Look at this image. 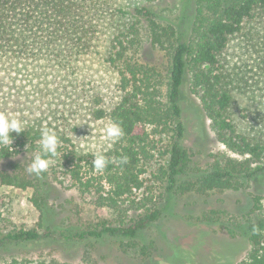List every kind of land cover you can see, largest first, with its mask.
<instances>
[{"label": "trees", "instance_id": "obj_1", "mask_svg": "<svg viewBox=\"0 0 264 264\" xmlns=\"http://www.w3.org/2000/svg\"><path fill=\"white\" fill-rule=\"evenodd\" d=\"M155 1L0 0V63L21 62L37 73L53 71L68 77L87 58L98 57L116 71L119 96L112 107L98 106L100 102H93V97L89 102L93 119L108 118L118 123L124 133L111 148L103 151L110 160L102 171L104 184L93 174L90 178L80 174V163L86 155L75 148L67 133L49 130L56 133L60 144L57 155L47 157L52 160L48 168L57 176L69 177L80 194L92 195L96 206L118 208L136 202L134 196L143 186L141 163L153 157L152 135L172 133L167 175L173 185L176 183L179 173L184 172L183 160L187 156L183 142L191 133L185 112L197 107L184 100L186 92L199 99L197 108L210 120L218 140L244 158L221 159L209 154L210 162L205 167L198 164L190 167L186 179L177 186L180 194L243 190L256 175L264 173V0H191L190 19L180 31L182 39L177 36L175 26L159 20L151 8ZM142 29L147 31L150 42L169 57L164 73L136 57ZM237 37L240 45L247 47L246 51L250 47L254 49V56H251L252 65L241 63L235 71H230L224 66L223 54ZM240 97L243 98L240 103L243 101L248 106L241 109V120L237 122L234 108ZM5 106L0 100V112ZM33 126H26L20 134L11 133L12 148L0 146V160H9L26 150L33 151L34 158L41 154L42 130ZM123 156L128 157L126 164L120 162ZM48 176L46 170L39 175L32 173V180L25 177L17 182L9 174L0 173L3 183L33 187L31 201L48 229L44 234L37 229L9 231L0 243L6 246L33 244L43 239L48 243L56 241L52 238L58 231L52 229L55 217L46 203ZM252 202L246 214H256V221L237 226L230 221L219 224L226 230L228 239L238 240L240 244L233 257L234 264H264V196L255 194ZM160 213L159 208L146 209L130 225H103L76 233L75 237L97 239L104 234H121L134 239ZM202 218L208 228L198 229V234L206 236L209 232L217 236L210 231V226L218 224H209L214 218L205 214ZM58 233L64 237V232ZM165 244L173 243L165 238L153 240L148 245V249L152 246L148 254L154 251L160 256ZM246 250L245 256L237 261ZM36 264L68 263L38 261Z\"/></svg>", "mask_w": 264, "mask_h": 264}, {"label": "rangeland", "instance_id": "obj_2", "mask_svg": "<svg viewBox=\"0 0 264 264\" xmlns=\"http://www.w3.org/2000/svg\"><path fill=\"white\" fill-rule=\"evenodd\" d=\"M151 8L159 20L175 26L177 36L183 38L180 31L184 30L190 19L191 0H156L151 3ZM140 39V48L136 53L139 62L154 65L164 73L169 65L167 54L150 42L145 29L141 30ZM246 48L240 45L239 37L231 40L223 54L224 66L235 71L238 64L247 62L252 65L254 49L250 47L246 51ZM28 67L21 62L0 63V100L6 103L0 113L19 118L26 122V126L67 133L75 148L86 155L80 163V174L85 178L93 174L104 184L105 177L93 168L92 160L94 152L109 148V142L104 139V129L110 120L93 119L89 102L93 97V102H100L98 106L106 109L112 107L119 96L116 71L98 57L87 58L78 71L68 77L53 71L37 73ZM186 93L184 100L199 107V99ZM240 100L243 98H239L234 108L237 122L241 120V109L248 106L243 101L240 103ZM197 107V111L194 108L185 112L191 133L183 142L187 153L183 160L184 172L179 173L174 185L167 175L172 133L151 136L155 146L151 149L153 157L141 163L143 186L136 192L134 204L124 203L118 208L96 206L92 195L80 194L69 177L57 176L48 168L46 203L55 217L54 228H51L58 230L52 234L56 241L48 243L43 239L33 244L6 246L0 243V264H36L38 261L68 264H234L233 257L239 251L240 244L238 240L228 239L226 230L219 224L220 221H230L234 226L246 225L258 219L256 214L248 216L246 213L253 204V195L264 196V173L256 175L249 187L243 190L206 195L180 194L177 186L186 179L190 167L195 164L205 167L210 162L209 154L221 159L244 158L218 140L210 120ZM33 158L34 152L26 150L9 160H0V173L9 174L17 182L25 177L32 180L28 168ZM168 186L173 187L169 190ZM32 193L33 187L30 185L21 187L0 180V239L7 232L18 229H37L41 234L48 231L41 220L40 211L31 201ZM155 208L160 209L159 218L134 239L121 234H104L97 239L75 237L76 233L99 229L103 225H130L143 216L146 209ZM211 210L219 213L211 215ZM203 214L214 218L209 224L218 223L210 226V231L217 236L209 232L206 236L198 234V229L208 228ZM61 231L65 233L62 238L58 233ZM160 238L173 244H165L160 256L154 251L148 254L152 247L148 249V245ZM247 250L240 254L237 261L245 256Z\"/></svg>", "mask_w": 264, "mask_h": 264}, {"label": "clouds", "instance_id": "obj_3", "mask_svg": "<svg viewBox=\"0 0 264 264\" xmlns=\"http://www.w3.org/2000/svg\"><path fill=\"white\" fill-rule=\"evenodd\" d=\"M25 127V121L16 117H10L5 113H0V146L11 147L13 140L11 133L20 134L25 131ZM123 134V129L118 123L110 122L104 129V139L109 142L108 147L111 148L113 144L120 140ZM59 144L60 140L55 132L47 129L42 130L39 145L41 154L35 156L28 171L37 175L46 171L52 163V160L47 157L57 155ZM93 158L92 165L97 172H102L110 162L109 158L99 150L94 152ZM120 162L126 164L128 157H121Z\"/></svg>", "mask_w": 264, "mask_h": 264}]
</instances>
